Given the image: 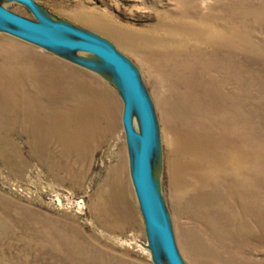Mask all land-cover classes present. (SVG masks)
I'll list each match as a JSON object with an SVG mask.
<instances>
[{"label": "rangeland", "instance_id": "rangeland-1", "mask_svg": "<svg viewBox=\"0 0 264 264\" xmlns=\"http://www.w3.org/2000/svg\"><path fill=\"white\" fill-rule=\"evenodd\" d=\"M35 1L51 18L72 23L109 40L138 68L152 100L159 129L161 146L160 153L155 158L157 162H154L155 176L170 215L178 250L186 264H195L188 254L184 235L185 227L194 225L185 212V200L201 196L207 188H193L186 194H181L177 179H180V171L185 174L182 169L179 170L177 143L182 138L191 142L193 137L188 130L191 128V131L198 133L196 125L201 119L205 120L208 129L212 125L215 130L223 129L229 134L231 132L237 139L243 137L239 141L240 144H245L246 156L242 159L243 167L238 173V187L248 185L253 190L260 189L261 194L254 195L253 198L260 197L264 206V0ZM193 2H198L200 13L183 15L180 11L193 6ZM0 3L13 12L36 19L30 9L19 2ZM231 13H234V29L229 47L224 45L225 48H218L217 54L214 55L217 50H212L210 45L205 46L201 39L193 42L190 35H184L180 47L186 52L185 66L181 71L183 74L196 69V61L191 57L194 53L196 57L201 53L204 58L208 57V62L215 60V64H218L216 71L213 70L212 73L215 80L224 87L225 93L216 88V85H209L202 70L196 73V76L202 78L196 89L201 106L207 105L204 112L202 108L193 109L190 103L184 104L183 100L178 101L175 97L170 99L171 103L166 102L165 89L149 64L152 60H147L157 56L156 54H145L143 51L127 48L111 32L113 30L105 31L77 16L86 15L107 26L120 29L121 32L143 35L149 32L162 33L168 27L167 24L178 19L194 22L204 15L208 19L207 22H219L221 18L231 16ZM223 31V27L218 23L215 33L218 44L225 42ZM0 43L14 47L11 50L7 47L3 50L12 54L9 57H0V78L9 77L10 68L15 64L34 72L31 73L32 77L42 72L43 78L46 79L40 88H36L49 105L61 103V98L63 102H69L64 96L69 95L70 84H75V88H82L86 86L85 82L93 84L96 107L102 105V99L105 98L104 89L113 93L117 101L111 111L114 126L111 127L109 117H103L108 131L99 139L88 179L79 186L67 179L66 170L55 169L58 158L53 157L52 148H48L32 129L25 127L18 120L16 124L12 121L14 113L19 112L18 108L11 113L13 117L0 113V264H56L55 250L51 242L57 241L59 235L76 233L81 244L89 242L88 245L98 256L101 259H110V263L119 261V264H156L131 177L130 158L122 122L124 103L111 76L106 70L95 71L73 61L77 56L91 58L88 53L55 52L3 31H0ZM227 54L229 59L226 58ZM225 61H229L228 66ZM11 62L12 67L8 65ZM226 68L229 70L226 71ZM228 72L230 76L226 81ZM12 78L11 83L19 81ZM189 81L190 79L186 82ZM15 85L23 95L30 91L27 85L19 82ZM227 92L229 93L226 95ZM181 106H184L185 115L181 113ZM190 117L194 123L187 125L185 121ZM214 120L218 122L214 123ZM208 122L210 124L207 125ZM225 144L231 146L228 142ZM119 163L120 179L124 185H129L131 190V207L126 204L133 211L131 223L129 217L119 223L114 220L101 221L89 211L91 195L98 191ZM50 165L53 167L51 170L55 171L48 170ZM180 166L187 172L182 163ZM187 175L189 176L188 173ZM231 179L226 182L219 178L218 181H221H217V185L222 184L223 191L226 192ZM208 184H211L210 181ZM124 211L129 215L126 208ZM253 215H243V220L246 217L247 222L240 221L238 224L239 229H249V232L253 233L234 241L231 252L227 254L235 259L236 264H264V211L258 216L260 219ZM57 230L61 234L58 235ZM63 248L65 246H62ZM61 252L64 254L63 250ZM67 261L64 256L61 262L66 264Z\"/></svg>", "mask_w": 264, "mask_h": 264}, {"label": "bare ground", "instance_id": "bare-ground-1", "mask_svg": "<svg viewBox=\"0 0 264 264\" xmlns=\"http://www.w3.org/2000/svg\"><path fill=\"white\" fill-rule=\"evenodd\" d=\"M180 12L185 16L198 15L200 13L199 4L193 2V6ZM233 14L224 17L225 19L221 18L219 22H207L208 19L204 15L200 16L199 21L194 22L178 19L167 24L168 27L162 33L149 32L143 35L134 32H121L120 29L110 27L111 25L107 26L86 15L77 14V16L105 31L113 30L111 32L127 48L143 51L145 54L150 52L156 54L157 56H152L147 60H152L149 64L152 65V70L157 75L159 83L165 89L166 102L171 103L170 99L175 97L178 101L183 100L184 104L190 103L192 106L190 107L193 109L202 108L204 112L207 105L201 106L196 89L202 78L196 76V73L202 70L207 77L208 84L213 87L216 85V88L225 93L224 87H221V83L215 80L212 73L213 70L216 71L215 68L218 67V64H215V60L208 62V57L204 58L201 53H198L197 57L196 53H190L196 61V69L183 74L181 71L185 66L186 52L180 49L182 40H184V35H190L193 42L201 39L205 42V46L210 45L213 47L212 50H217L214 54L216 55L218 48L231 45L234 29ZM218 23L223 27L225 31V35H223L226 36L225 42L222 44H218L219 41L215 35ZM189 26H191V30ZM192 44L198 45V43ZM6 47L10 50L14 49L10 45L3 46L0 43V57L11 56L12 52H3ZM89 56L98 60L94 55ZM226 56L229 59V54ZM227 62L229 61H225L226 66L229 65ZM8 65L13 66L12 62ZM10 70L9 77L4 76L3 78L2 76L0 78V113L13 117L11 113H14V109L18 108L19 112L14 113L12 121L16 124L18 120L25 127L32 129L48 148L54 150L53 157L58 158L55 169L66 170V177L72 184L83 185L90 174L93 154L99 145V139L101 135H104V132L108 131V127L105 128L103 123V117H109L111 127L114 126L111 111L117 105L115 95L104 89L105 98L102 99V105H98L99 108L96 107L97 99L93 92V84L85 82L86 86L75 88V84L69 83L71 90L69 95L64 96L68 98L69 102H63V98H61V103L56 105L50 103V106L45 103L43 94L39 95L40 91L36 88V86L40 88L41 83L46 79L43 78L42 72L32 77L31 73L34 72L25 70V67H18V64H15ZM228 70L229 68H226V71ZM98 71H105V69L100 67ZM227 76L226 81L229 80V72ZM11 77L30 87L27 95L19 92L15 85L18 83L17 81L11 83ZM189 79L190 81L186 82ZM184 87L186 89H183ZM181 107L183 108L181 113L185 115L184 106ZM99 111L100 113H98ZM217 122L218 120H214V123ZM185 123L189 125L194 121L190 117ZM134 125L136 129L139 128L136 115H134ZM196 126H198V133L191 131V128L188 130L193 137L191 142L182 138L177 143L179 146L177 149L179 170L182 169L185 174L183 175L180 171V179H177L181 194H186L193 188H207V191L201 196L185 200V212L194 223L192 226L185 227L187 251L195 264H236L235 259L227 254L231 252L234 241L240 240L241 237L244 239L253 233L249 232V229H239L238 224L240 221L247 222L248 219L245 217L243 220L242 216L249 215V213L260 219L258 216L263 213L264 206L260 197L255 199L253 197L260 195L262 191L257 188L253 190L248 185H244L242 188L238 187V173L243 167L241 164L244 160L242 159L246 156L245 144H240L239 141L243 137L237 139L232 136L231 132L230 135L223 129L215 130L212 125L208 129L204 119H201ZM226 142L231 146H227ZM181 163L187 168V172L180 166ZM51 168L53 167L50 165L48 170L55 171ZM120 178L119 163L113 168L112 173L101 184L98 191L91 195L89 211L101 221L114 220L119 223L128 217L129 223L132 221L131 213L133 211L126 205L127 203L130 205V186L124 185ZM219 178L226 182L232 178L226 192L223 191L222 184L217 185L221 181H218ZM213 186L215 190L212 191ZM125 208L129 215L127 212L125 213ZM59 232L57 230L56 233L59 235L61 234ZM76 234L59 235L57 241L51 242L55 250L56 264H62L64 256L68 259L66 264H119V261L110 263L108 258L101 259L97 252L88 245L89 242L85 241L81 244ZM62 246L65 248L62 249ZM149 247L153 258L156 257L150 244ZM61 250L64 251V254Z\"/></svg>", "mask_w": 264, "mask_h": 264}, {"label": "water", "instance_id": "water-1", "mask_svg": "<svg viewBox=\"0 0 264 264\" xmlns=\"http://www.w3.org/2000/svg\"><path fill=\"white\" fill-rule=\"evenodd\" d=\"M15 1L27 6L35 20L0 3V31L55 52L80 51L98 60L77 56V64L98 71L104 67L123 99L122 122L128 146L132 182L144 217L156 264H186L173 233L154 162L160 153L157 119L152 100L135 64L109 40L72 23L48 16L35 0ZM134 115L138 126L134 125Z\"/></svg>", "mask_w": 264, "mask_h": 264}]
</instances>
